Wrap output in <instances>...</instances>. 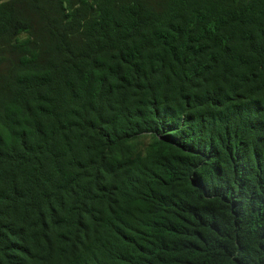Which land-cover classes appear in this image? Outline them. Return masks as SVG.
I'll return each mask as SVG.
<instances>
[{"label": "trees", "instance_id": "trees-1", "mask_svg": "<svg viewBox=\"0 0 264 264\" xmlns=\"http://www.w3.org/2000/svg\"><path fill=\"white\" fill-rule=\"evenodd\" d=\"M0 264H264V0H0Z\"/></svg>", "mask_w": 264, "mask_h": 264}]
</instances>
